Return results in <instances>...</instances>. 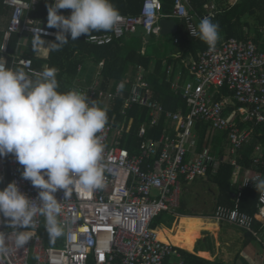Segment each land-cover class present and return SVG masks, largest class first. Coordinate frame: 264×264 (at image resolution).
Masks as SVG:
<instances>
[{
	"label": "built area",
	"instance_id": "built-area-1",
	"mask_svg": "<svg viewBox=\"0 0 264 264\" xmlns=\"http://www.w3.org/2000/svg\"><path fill=\"white\" fill-rule=\"evenodd\" d=\"M47 1L54 2L4 0V4L10 8V15L3 32L0 52L1 57L7 60V67L22 68L29 75L40 72L33 66L29 55L16 53L9 60L8 44L13 33H17L20 38L33 37L34 28L44 30L40 33L42 38L50 40L55 36V31L48 28L47 23L30 16V12L35 11L39 4ZM204 9V16L198 19L192 0H174L171 14L163 15L161 0H144L139 15L120 14L119 23L110 33L91 34L86 41L104 45L133 32L137 25L143 26L151 35H158L161 17L183 20L191 36L190 30H198L201 19L209 17L215 5L205 4ZM58 11L67 16L72 10ZM177 41V37H174V42ZM189 70L194 83L187 82L182 87L188 111L186 114L181 110L166 112V118L174 123L170 131L158 139L145 138L133 153L125 147L110 144L111 136L118 128L112 122H107L102 132L97 134L104 145V186L89 192L77 184V190L67 198H64L63 189L55 193L61 202L62 211L58 219L64 230L63 244H44L43 236L38 235L37 231L42 227L47 233L46 221L39 213L34 218L36 227L30 230L32 238L21 249L15 246L14 230L0 222V233L8 248L7 254L0 256V264H29L31 255H34L36 264H164L170 257H180L175 246L157 238L151 223L161 212L178 215L177 208L184 185L206 175L207 165L212 161L207 151L187 157L196 121L203 120L214 129L226 131L231 155L250 140V131L240 129L236 121L225 115L224 102L213 99V88L227 87L242 121L264 124V50L259 49L251 39L230 37L216 44L214 49L207 45L198 58L190 62ZM120 83L116 84L115 90L104 91L97 80L93 83L75 81L73 89L86 94L91 100L99 96L108 105L123 95V91H117ZM144 86L143 76L138 75V82L132 85L124 101L122 114L132 103H138L149 108L150 124L155 125L164 110L160 103L142 94ZM145 126L143 124L139 129V137L144 136ZM128 130L126 126L125 131ZM261 153V147L256 145L253 162H260ZM232 164H236L235 159ZM22 172L23 166L14 154L0 156V189L15 181L20 191L33 199L32 204L35 206L40 203V190L33 187L30 180L24 179ZM257 176L245 177L233 195V205H215L212 217L218 222L254 233V220L259 218L264 222V194L259 193L258 208L254 215L241 211L239 204L242 190L255 188L251 179Z\"/></svg>",
	"mask_w": 264,
	"mask_h": 264
},
{
	"label": "clouds",
	"instance_id": "clouds-1",
	"mask_svg": "<svg viewBox=\"0 0 264 264\" xmlns=\"http://www.w3.org/2000/svg\"><path fill=\"white\" fill-rule=\"evenodd\" d=\"M34 0H31L33 3ZM47 27L58 29L56 41L48 44L57 51L69 41L93 31H111L119 23V11L111 0H54L47 5ZM71 9L65 16L58 10ZM219 25L210 18H202L198 30L191 36L214 49L219 39ZM40 28L33 29V51L44 46ZM0 57V156L12 153L23 166L22 176L39 189V204L22 193L15 181L0 189V222L15 232L17 249L32 238L36 227L34 218L45 217L49 239L64 235L58 217L61 202L55 193L64 190L70 197L79 187L86 191L104 186L105 167L102 163L104 145L98 133L107 121V109L101 108L86 94L76 90L58 91V69L45 66L43 71L27 74L22 68L6 66ZM124 83L118 85L122 92ZM256 190L264 194V177H254ZM26 229V230H21ZM8 248L0 233V256Z\"/></svg>",
	"mask_w": 264,
	"mask_h": 264
},
{
	"label": "trees",
	"instance_id": "trees-1",
	"mask_svg": "<svg viewBox=\"0 0 264 264\" xmlns=\"http://www.w3.org/2000/svg\"><path fill=\"white\" fill-rule=\"evenodd\" d=\"M143 1L111 0V3L119 11V14L136 16L140 14ZM161 2V14L170 15L174 0H161ZM211 3L215 5V9L208 18L219 25L217 45L230 37H235L239 40L251 38L256 43L263 42L262 49H264V33L262 32L264 29V0H192L193 9L200 16L205 14L204 4ZM48 4L51 3L47 1L39 4L35 11L30 12V16L47 23ZM9 14L10 8L4 4V0H0V24H6ZM175 20L178 22L177 32L172 34V43L176 46L172 53H175V55L158 56L154 53L157 52L156 49L148 50L145 48L142 51L143 43L141 38L143 37L133 36L131 33H127L121 38L113 39L110 43L104 45H96L86 41V38L91 34L109 33L112 30L93 31L88 36L81 35L77 40H71L70 34H68V43L57 51H50L49 49L47 57L37 56L32 47L28 55L32 58L33 66L40 71H43L45 66L58 69V91H68L74 88L79 67L87 61H91L94 64H102L99 71L101 79L100 89L104 91L114 90L116 84L122 81L125 85L123 95L112 100L107 108H105L99 96H94L92 100L101 108L107 109V122H112L114 126L118 127L119 130L115 134L114 144L125 147L133 153L137 151L139 144L145 138L158 139L162 134L172 129L174 123L166 118V112L181 110L183 114H186L188 111L182 90H173L170 85L175 79L177 70L182 73V79L187 80L188 75H191L189 71L190 62L198 58L199 54L207 48V44L198 37L189 36L183 20L177 18ZM52 30L55 33L58 31L55 28H52ZM174 37H177V42H174ZM2 38L3 29L0 28V44ZM153 38L154 35H152ZM19 40L20 36L17 33H13L10 37L7 55L9 60L17 53ZM50 40L55 42L56 35ZM140 68L144 70L143 80L147 84L145 91L149 92L151 98L157 100L164 110L155 125L150 124V110L144 105L132 103L129 108H125L126 113L122 114L124 101L136 81V72ZM211 94L214 100H220L223 95H232L226 86L218 89L213 88ZM130 119L132 122L129 131L124 132ZM143 124H146L145 134L143 137H139V129ZM251 126H253L252 140L237 150L236 162L244 168L264 173V149L260 162L258 164L253 162L255 146L261 144L264 147V124H251ZM193 130L196 135L195 146L198 153L206 150L208 154H217L218 159L215 162L211 161L208 163L205 176H199L184 185L177 212L180 215L212 216V213L209 214L207 211L200 212L190 206L189 203L185 202L184 194L187 192L189 198L193 185L199 180L201 181L199 183L201 188L209 189L211 184L215 186L216 203L233 205L231 186L235 165L231 164V155L225 156L223 152V147L226 144V131L214 129L210 123L203 120L196 121ZM202 180L204 181L202 182ZM242 191L240 208L253 214L257 209L259 192L252 188H245ZM163 216L170 218L171 223L174 221V216H168L165 212H161L153 219L151 227L155 228ZM155 231L158 233L160 240L166 242L161 229H155ZM46 242L47 244L53 243L49 239L48 234ZM175 249L180 253L178 259L181 260L182 264H225L221 261L205 259L211 257L196 253L199 250L197 247L194 249L195 253L177 247ZM166 261L167 259L164 264ZM32 262L33 260L31 259L30 264H33Z\"/></svg>",
	"mask_w": 264,
	"mask_h": 264
},
{
	"label": "crops",
	"instance_id": "crops-1",
	"mask_svg": "<svg viewBox=\"0 0 264 264\" xmlns=\"http://www.w3.org/2000/svg\"><path fill=\"white\" fill-rule=\"evenodd\" d=\"M192 6H193V4H192ZM9 15L7 18H9ZM202 16H204V15H202ZM202 16L198 15V19L201 18ZM167 18H172V17H167ZM173 19L175 20V18H173ZM177 19H179V18H177ZM7 23H8V19H7L6 24H0V28L3 29V32H4V29L6 28ZM177 25H178V22H177ZM262 32L264 33V29L262 30ZM141 36L145 39V37L143 35H141ZM24 37H28V38L32 39L31 36H23L20 38L19 43H18V48H17V54H19V55H28V53H29V51L23 52L20 50V46L22 45V39ZM50 43H51V40H49L47 45L46 44H44V46L40 45L39 50L35 51L36 55L40 56V57H47L48 53H49V48L47 46ZM254 43L257 45V47L259 49L264 50V49H262L263 48L262 47L263 42H260V43L254 42ZM144 49H145V45L143 44L142 51H144ZM171 54L175 55V53H171ZM101 66H102L101 63L100 64H94L91 61L85 62L83 65L80 66L81 68L78 70V77H77L76 81L77 82H79V81L85 82L86 81L87 83H90V82L93 83L95 80H97L99 85H100L101 79H100L99 71H100ZM138 75H142V76L144 75L143 68H140L136 72V81L134 83L138 82ZM189 75H188L187 80L182 79V76H183L182 73L177 70L175 72V79L171 82V85H170L171 89H173V90L181 89L182 90V87L187 82L194 83L193 75L192 74L190 76ZM120 82H122V81H120ZM146 88H147V84H146V86L143 87L142 94L147 95L149 100L158 102L157 100H153L151 98L149 92L145 91ZM114 90H115V88H114ZM107 91H113V90H107ZM220 100H222L225 104L226 112H227L226 116L229 119L236 121L237 126L240 129H246V130L250 131L251 137H250V140L248 142V143H250L252 140V132H253V130H252L253 126H251V124H255V125H257V124L254 122L242 121V119L240 118V115L236 111L237 104L233 100L232 95H223ZM104 105H105V108H107L109 104L106 105L104 103ZM131 122H132V120L130 119L128 124H127V127L130 128ZM241 124L243 125L242 127H241ZM117 130H119V129L117 128L111 136L112 137L110 140L111 145H115L114 140H115V134H116ZM128 131L124 130V132H128ZM195 140H196V135H195V132L193 130V138L190 140V144H189L190 146H189V150L187 153L188 158L192 157L198 153V151L196 150V146H195ZM257 145H259L261 147V150H262L261 157H262L264 147L261 144H257ZM204 151H206V150H204ZM223 152H224L225 156H227L228 154L231 155L228 151L227 141L223 147ZM254 154H255V152H254ZM254 154H253V158H254ZM209 156L212 158L213 162L217 161V159H218L217 154L209 153ZM236 157H237V153L231 155V164H232L233 159H235V161H236ZM256 164H258V163H256ZM232 165H235V170H234V174H233V183L231 186V190L233 192L232 193L233 195L236 191H238V189L240 188L241 182L245 177L256 175V174L259 175L260 177H264V173H261L258 170H252L250 168L249 169L244 168V167L238 165L237 162H236V164H232ZM201 189H200V191L202 192L203 195H204V193L208 194V195L210 194V196H212L213 200H215L216 189H215L214 185L209 187V191H205V190H201ZM252 189H256V188H252ZM240 202H241V199H240ZM214 203H215V205L218 204V203H216V201H214ZM221 205H225V204H221ZM225 206H230V205H225ZM239 208H240V204H239ZM256 208H258V201H257ZM240 210L243 211L241 208H240ZM202 211H204V210H202ZM202 211H200V212H202ZM244 212H246V211H244ZM256 212H257V209L251 215L256 214ZM246 213H248V212H246ZM166 214L168 216H174V215H171L168 213H166ZM248 214H250V213H248ZM181 216H184V217H200L204 220V223H206V225H208V223L211 225V228L202 229V230L206 231L208 234H201V232H200V237H199L200 239L206 240L207 238L210 237V244H207L208 246H206V247H200L197 252H200L201 255H205V256L209 255L211 258H205V257H202V258H205L208 260L221 261L225 264H264V222L262 220H260L259 218H256L254 220V223H253L254 233H252V232L241 230L240 228H237V227H235L231 224H228V223L218 222L211 215H209V216H191V215H180L178 213V215L174 216V221H175V219L177 221ZM223 226H224V228H223ZM154 229H158V226H156ZM37 234L40 236H43L44 244L46 246H60L63 244V241H64V235H62L59 238H57L53 243L47 244V242H46L47 233H45L43 231L42 227H41V229H39L37 231ZM162 234H163L166 242H169L172 244V242H170L169 239L165 236L163 231H162ZM31 259L33 260L32 263L36 264V259H35L34 255H31L30 260H29V264H30ZM174 259L176 260L175 262L174 261L169 262L170 258H168L165 264H179L181 262V260L178 258H174Z\"/></svg>",
	"mask_w": 264,
	"mask_h": 264
},
{
	"label": "rangeland",
	"instance_id": "rangeland-1",
	"mask_svg": "<svg viewBox=\"0 0 264 264\" xmlns=\"http://www.w3.org/2000/svg\"><path fill=\"white\" fill-rule=\"evenodd\" d=\"M42 39L45 42L44 44L47 45L49 39L45 37H43ZM31 40H32L31 38L24 37L22 39V45L20 46V50L23 52L30 51L31 50L30 47H32ZM141 40L142 43L145 45V48H147L148 50L156 49L157 52L154 53L158 56L171 54L176 48V46L172 43V34L154 35V38L152 40L150 39L151 41L146 40L144 38H141ZM203 181L204 180H202V182ZM199 183H201V181L198 180L197 183L193 185L194 188L190 191L191 193L189 195V198H188V193L185 192L184 194L185 202L189 203L190 206H192L194 209L198 211L204 210L207 211L209 214H211L215 206L214 203L215 200H213L210 194L209 195L205 193L204 195L202 194V192L200 191L201 187ZM211 186H213V184H211ZM201 190L209 191L208 188H202ZM175 221H172L171 223L170 218L163 216L161 221L157 225L158 229H161L164 232L165 236L169 239V241L172 242V245H175L177 248L194 252L193 250L196 247L197 248L206 247L208 246L207 244H210V237L207 238L206 240L199 238L200 232L201 234H208L206 231L202 229L211 228V225L209 223L208 225H206V223H204V220L202 218L181 216L176 221L177 223ZM196 253L200 254V252H196ZM173 261L175 262L176 260L170 257L169 262H173Z\"/></svg>",
	"mask_w": 264,
	"mask_h": 264
},
{
	"label": "water",
	"instance_id": "water-1",
	"mask_svg": "<svg viewBox=\"0 0 264 264\" xmlns=\"http://www.w3.org/2000/svg\"><path fill=\"white\" fill-rule=\"evenodd\" d=\"M159 26H160V34L168 35L174 34L177 32L178 25L177 22L173 18L161 17L159 19ZM133 36H141L143 35L146 40L152 39V35L147 33L146 29L141 26L137 25L135 30L131 32Z\"/></svg>",
	"mask_w": 264,
	"mask_h": 264
},
{
	"label": "bare ground",
	"instance_id": "bare-ground-1",
	"mask_svg": "<svg viewBox=\"0 0 264 264\" xmlns=\"http://www.w3.org/2000/svg\"><path fill=\"white\" fill-rule=\"evenodd\" d=\"M155 233H156V235H157V238L160 240V238H159V235H158V233L155 231ZM162 241V240H161ZM163 242H165V241H163ZM166 243H169V242H166ZM169 244H171V243H169ZM172 245V244H171ZM172 246H174V245H172Z\"/></svg>",
	"mask_w": 264,
	"mask_h": 264
}]
</instances>
